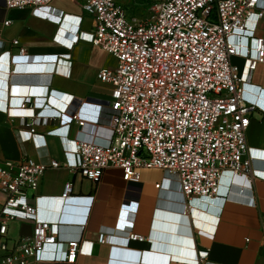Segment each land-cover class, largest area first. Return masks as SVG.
<instances>
[{
  "label": "built area",
  "instance_id": "1",
  "mask_svg": "<svg viewBox=\"0 0 264 264\" xmlns=\"http://www.w3.org/2000/svg\"><path fill=\"white\" fill-rule=\"evenodd\" d=\"M0 1L7 9L32 8L39 18L58 23L63 18L54 13L53 0ZM83 8L94 19V29L81 36L118 60L99 73L112 86L107 123L87 129L81 112L70 114L82 127L75 138H68L72 163L33 158L0 162V264H76L87 254L81 239L61 238L63 224L38 216L36 194L50 168H67L93 183L111 167L122 169L127 182L141 181L144 168H159L179 177L189 202L220 197L225 172L254 175L247 131L260 94L247 95L251 83L233 58L242 54V39L248 38L249 78L264 64V37L256 34L264 19L263 0H158L145 17L129 15L118 0H83ZM46 68L47 63H24L16 69ZM44 91L31 89L21 108ZM50 102L58 105L56 98ZM41 110L18 131L38 135L37 122L44 115L49 114L52 125L63 117ZM71 124L57 130L67 127L68 135ZM57 132L52 128L49 134ZM73 192L74 183L66 182L62 197ZM246 203L256 204L251 196ZM15 221L30 223L32 234L11 239ZM113 240L106 234L100 238L105 244ZM127 240L146 238L131 232Z\"/></svg>",
  "mask_w": 264,
  "mask_h": 264
},
{
  "label": "crops",
  "instance_id": "2",
  "mask_svg": "<svg viewBox=\"0 0 264 264\" xmlns=\"http://www.w3.org/2000/svg\"><path fill=\"white\" fill-rule=\"evenodd\" d=\"M119 1L134 15L149 3ZM52 6L56 15L63 14L59 23L36 17L32 8L7 9L0 1V162L33 158L47 164L72 163L75 156L69 153L68 138H75L82 127L72 122L70 114L81 112L89 122L87 129L107 123L112 86L99 73L115 67L110 63L112 54L81 36L94 29L83 0H53ZM253 26L250 20L248 27ZM256 34L264 37V19ZM249 45L243 38L242 54L233 62L251 83L248 96L260 94L247 131L253 177L225 172L220 197L189 202L179 177L159 168H144L141 181L127 182L122 169L111 167L98 183L82 176L78 180L80 174L64 167L50 168L36 194L38 216L63 224L62 239L86 243L88 252L76 264H264V64L249 78ZM21 48H26L24 54ZM24 63H47V68L16 69ZM40 87L45 88L44 94L31 97L21 108V100ZM47 97L56 98L58 105ZM42 108L61 112L63 117L52 125L49 114L44 115L37 122L38 135L19 132ZM68 123H72L68 135L64 134L67 127L57 130ZM52 128L58 132L49 134ZM68 181L74 183V192L63 198ZM250 196L255 205L246 203ZM131 232L146 240L128 241ZM102 234L113 237V242L101 243Z\"/></svg>",
  "mask_w": 264,
  "mask_h": 264
},
{
  "label": "rangeland",
  "instance_id": "3",
  "mask_svg": "<svg viewBox=\"0 0 264 264\" xmlns=\"http://www.w3.org/2000/svg\"><path fill=\"white\" fill-rule=\"evenodd\" d=\"M119 1V0H118ZM158 0H149V3L144 7V10H142V12L140 13H137V15H139V16H148V15H150V8L157 2ZM119 3L120 4H122L125 8H126V10H127V13L129 14V15H134V14H132L130 11H129V9L127 8V6L126 5H124V3L123 2H121V1H119ZM85 14L86 15H89L88 13H86L85 12ZM90 16V15H89ZM110 63H111V66H116V64H117V59H116V57L114 56V55H112V57L110 58ZM247 88H249V86L247 87ZM247 88H246V93H247ZM248 95V94H247ZM250 97V96H249ZM255 96H253V98H254ZM80 177V179H78V180H81L82 179V177H81V175L79 176ZM21 229H22V223L21 222H19V221H15V222H12L11 224H10V238L11 239H17L19 236H20V234H21Z\"/></svg>",
  "mask_w": 264,
  "mask_h": 264
},
{
  "label": "water",
  "instance_id": "4",
  "mask_svg": "<svg viewBox=\"0 0 264 264\" xmlns=\"http://www.w3.org/2000/svg\"><path fill=\"white\" fill-rule=\"evenodd\" d=\"M22 235H31L32 234V225L30 223H24L22 224Z\"/></svg>",
  "mask_w": 264,
  "mask_h": 264
},
{
  "label": "clouds",
  "instance_id": "5",
  "mask_svg": "<svg viewBox=\"0 0 264 264\" xmlns=\"http://www.w3.org/2000/svg\"><path fill=\"white\" fill-rule=\"evenodd\" d=\"M49 99V101H51V97H47Z\"/></svg>",
  "mask_w": 264,
  "mask_h": 264
}]
</instances>
